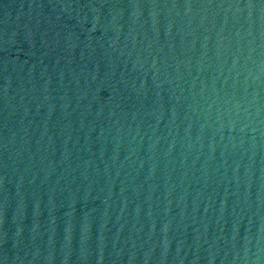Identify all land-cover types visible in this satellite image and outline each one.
Instances as JSON below:
<instances>
[{
    "label": "water",
    "instance_id": "1",
    "mask_svg": "<svg viewBox=\"0 0 264 264\" xmlns=\"http://www.w3.org/2000/svg\"><path fill=\"white\" fill-rule=\"evenodd\" d=\"M0 264H264V0H0Z\"/></svg>",
    "mask_w": 264,
    "mask_h": 264
}]
</instances>
